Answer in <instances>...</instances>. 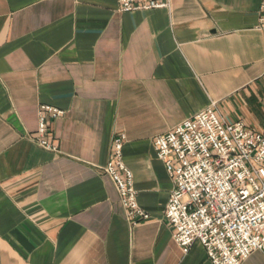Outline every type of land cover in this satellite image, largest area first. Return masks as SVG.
Masks as SVG:
<instances>
[{
  "label": "crops",
  "instance_id": "1",
  "mask_svg": "<svg viewBox=\"0 0 264 264\" xmlns=\"http://www.w3.org/2000/svg\"><path fill=\"white\" fill-rule=\"evenodd\" d=\"M259 0H0V264H210L163 217L171 182L151 139L211 102L264 123ZM49 151L34 142L39 105ZM148 218L130 225L101 171L114 139ZM240 264H264L252 251Z\"/></svg>",
  "mask_w": 264,
  "mask_h": 264
},
{
  "label": "built area",
  "instance_id": "2",
  "mask_svg": "<svg viewBox=\"0 0 264 264\" xmlns=\"http://www.w3.org/2000/svg\"><path fill=\"white\" fill-rule=\"evenodd\" d=\"M168 0H117L118 10L166 6ZM257 28L264 31V0L257 8ZM62 111L39 105L34 142L49 151L47 122ZM151 146L171 182L163 217L183 253L199 242L210 264H240L252 251L264 254V123L247 128L227 120L211 102L151 139ZM122 136L113 140L101 171L112 181L134 225L148 214L136 203L131 171L121 156ZM29 264V263H26Z\"/></svg>",
  "mask_w": 264,
  "mask_h": 264
}]
</instances>
